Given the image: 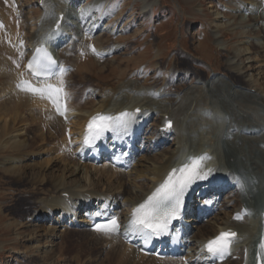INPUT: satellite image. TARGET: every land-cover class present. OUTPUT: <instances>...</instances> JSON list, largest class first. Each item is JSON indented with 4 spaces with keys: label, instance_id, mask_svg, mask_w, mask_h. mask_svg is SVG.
<instances>
[{
    "label": "bare ground",
    "instance_id": "bare-ground-1",
    "mask_svg": "<svg viewBox=\"0 0 264 264\" xmlns=\"http://www.w3.org/2000/svg\"><path fill=\"white\" fill-rule=\"evenodd\" d=\"M19 1L0 0V14L4 17L8 15L4 7L1 6L9 3L12 4L17 16L22 15V4L20 5ZM34 2L40 8L41 15L38 19H34L30 17V14L28 20L25 21L27 25L37 30V33L33 34L34 41L27 42L26 34L18 40L14 39L16 49L26 53L27 59L24 63L23 76L18 77L19 79L14 83L13 92L15 94L11 96V99L20 103V100L23 102L24 97L31 95L33 100L30 99L38 105V109L47 110L45 113L52 118V120L48 118V122L50 121L49 136H53L56 131L64 136L61 139V144L55 150L57 159L60 155L62 160H66L62 149H64L63 152L66 148L70 149V157L67 158L68 162L64 165L70 178L66 179L65 176H61L52 180L54 188L52 194L54 195V192L57 194L51 198L37 200V203H41L37 207L40 209L30 215L34 221L39 220L41 223L49 221V226L46 228L49 232L47 237L51 236L55 239L60 232H65L63 228L72 229L74 227L83 231L82 233L95 235L98 240L107 238L115 246L112 252L116 257L114 259H117L115 262L126 264L136 253L141 251L142 247L137 232H133L129 227L133 211L153 196L157 189L173 174V170H176L175 175H179V169L200 159V171L206 175V178L197 179L190 186L201 183L203 189L208 193L199 200L201 205L198 214H190L187 217V222H192L193 228L191 235L187 239H183V254L181 257L178 255L166 260H178L179 264H213L215 256L209 254L205 246L225 231L234 232L236 236L229 246L226 261L221 263L216 261V264H232L233 262L250 264L251 253L262 258L264 256V250L261 248L264 234V94L254 87V79L250 77L246 80L248 82L246 86H240L229 82L226 75L213 72L208 79H196L190 82L189 74L185 73L183 77L177 78L186 83L182 94L179 92L170 94L163 89L165 87L159 90L139 88L136 80L130 79L122 85L120 84L119 89L113 93L102 94L96 89L87 91L86 96L91 95L97 99L94 106L87 107L84 104L80 106L81 102L71 104L68 101L65 114H59L50 99L22 90L18 87V82L28 79L37 85L59 84L64 87V78L66 75H72L71 72L66 71L68 66L72 65L74 68L72 72L75 73L84 64L87 56L93 62H98L121 53L124 46L114 42L113 39L120 34L126 38L128 27H126L124 19L119 22V19L115 20L114 16L107 20L102 15H93L95 7L101 6L105 0H93L92 2L89 0L88 3H86L87 0H34ZM146 3L145 8H149L148 6L151 5L150 8L153 9L156 6L155 0H146ZM251 5L254 9H259L255 12L261 13L259 17L254 15L252 21L254 23L263 21L264 0L263 3H252ZM5 20L4 18L0 19V30L8 35L10 33L9 23ZM111 24L113 26L110 28ZM108 28L110 29L108 30ZM213 36L220 46L222 42L220 33L213 32ZM94 37L99 43L96 42V44L89 40ZM105 38L108 39L105 41ZM21 41L23 42L21 43ZM66 43L67 46L63 48V54L67 52L68 56L64 59L68 61L69 56H72L76 60L74 59V64L71 63V65L65 61L58 63V66L62 67V72L58 76L40 79L27 69V63L38 47L44 45L55 54L57 59L59 48L64 47ZM92 44L95 46L94 49H91ZM15 56L20 59L21 55L16 54ZM228 62L232 67L236 63L234 60ZM90 65L92 69L93 65ZM171 80L175 82V76ZM188 83L189 85H187ZM218 86L221 87L216 88ZM218 89H222V95L217 96L220 98L219 102L225 104L230 116L225 125V134L217 133V136L220 135V138L216 137L219 139L217 142L215 138L205 136L208 140L206 142L207 140L202 141L206 132L205 134L201 132L198 134L201 136L199 142L196 133L199 129L195 132L194 128L191 130L188 127L189 118L194 116L195 108L203 102L204 99L201 96L204 95L203 97L208 98L210 91L214 93V90ZM65 93L68 99L70 97L68 90ZM86 96L84 99L87 98ZM214 111L216 112V110ZM122 113L130 114L123 118L125 123L118 122ZM218 113L221 112L216 114ZM227 115L223 114L220 118L226 120ZM98 116L111 117L112 127L96 146L90 147L85 144L84 139L89 123ZM237 120L241 122H237ZM3 122L4 130H0V134L5 131L6 124H8L6 121ZM171 122L173 125L169 126ZM12 135H10L11 138ZM16 135L15 137H17ZM227 141L235 144V148L238 149L237 153H232V149L228 147L229 144L226 145ZM6 143L9 147L14 143L15 148L19 150L28 146L24 141L18 139H9ZM36 153L34 154L36 155ZM11 156H7L3 160L4 164L9 165L11 173H23L26 166H19V157ZM100 158V161H105V163L101 166L103 168L98 169ZM233 158L238 162L243 160L246 167L235 164V161V163L232 162ZM52 161L53 158L48 160L46 166L50 167ZM90 167H95L93 169L95 172L90 170ZM98 174L100 177L94 178ZM124 175L133 177L126 181ZM107 204H110V207L106 209ZM103 215L117 216L122 225L121 231L111 235L88 232L91 230L93 219H100ZM237 216L240 218L237 219ZM41 223L31 225L35 227L40 224V228H35V234L37 229H41ZM255 231L256 235L250 238L249 235ZM53 239L51 241L55 242ZM53 245L46 246L53 247ZM41 248L44 249L45 246ZM163 248L166 252L170 251L168 244ZM158 249L160 251V245ZM54 250H51V253H54ZM151 255L156 258L155 252H152ZM143 257L147 256L143 255Z\"/></svg>",
    "mask_w": 264,
    "mask_h": 264
},
{
    "label": "rangeland",
    "instance_id": "rangeland-1",
    "mask_svg": "<svg viewBox=\"0 0 264 264\" xmlns=\"http://www.w3.org/2000/svg\"><path fill=\"white\" fill-rule=\"evenodd\" d=\"M20 1L22 15L17 16L13 6L9 3L1 6L8 14L3 18L4 20L7 18L5 21L9 23L7 24L10 35L8 34V36L0 30V130H4L3 121L8 123L5 131L0 134V264H115L117 259H114L116 257L112 253L115 246L109 239L98 240L95 235L82 233L83 231L74 227L72 229L63 228L65 232H60L55 239L51 236L48 238L49 232L46 228L49 226V221L41 223L39 220H32L33 217L30 216L40 209L37 207L41 203H37V200L51 198L57 194V192L52 194L54 191L52 180L61 176H65L66 179L70 178L69 172L67 173L64 166L68 162L67 158L70 157V149L66 148L65 152L62 149L66 160H62L60 155L57 159L55 150L61 144V139L64 136L60 135L59 131L54 132L53 136H49L50 121L48 122V120H52V118L45 113L47 110L38 109V105L31 101V99L33 100L31 95L22 99L24 103L21 100L20 103H17L11 99V96L15 94L13 92L14 83L23 75L24 62L27 59L26 53L16 49L15 40L26 34L27 42H33V34L35 35L37 30L27 25L25 21L28 20L30 14V17L34 19H38L41 15V10L36 6L34 0ZM92 1L90 0V2ZM155 1L156 6L153 9L150 8L151 5L148 6L149 8H145L146 0H105L101 6L95 7L93 15H102L107 20L114 16L115 20L119 19V22H122L123 19L126 20L124 22L128 27L127 37L123 38L120 34L113 39L114 42L124 46L122 52L114 55L115 57L93 62L87 56L84 64L73 73L74 68L71 63L74 64L75 58L69 56L68 61L64 59L68 56L67 52L63 54V48L67 46V43L64 47L59 48L58 61L60 63L69 62L71 65L68 67V72H71L72 75H66L63 80L70 96L69 103L81 102L80 106L83 104L87 107L94 106L97 99L91 95H88L90 96L88 98L87 91L96 89L102 94L113 93L119 89L122 83L130 79L136 80L139 88L159 90L165 87L163 89L170 94H178V92L182 94L186 83L177 79L179 76L181 78L185 73H188L191 78L190 82H193L196 79L210 78L209 75H212V71L226 75L229 82L240 86H246L248 84L246 80L252 77L254 87L264 94V20L256 23L252 21L254 15L259 17L261 13L255 12L258 8L254 9L251 5L252 3H263V0ZM88 2L89 0L86 3ZM201 8L202 10H199ZM146 9L151 10L147 11ZM145 10L146 12H144ZM112 26L113 24L109 27ZM213 32L220 33L222 37L220 46L216 42ZM89 40L97 42L96 37ZM16 54L21 55L20 59L15 56ZM233 60L236 63L233 67L229 66L230 62L228 61ZM90 64L93 65L92 69ZM173 74H175V82L171 80L174 77ZM216 91L218 92L215 93ZM208 95V98L203 97L204 95L201 96L204 100L199 104L200 106H197L198 108H195L194 116L189 118L188 122V127L191 130L199 129L198 132L195 131L199 142L201 136L198 134L201 132L204 134L206 132L202 141L207 140L205 136L216 139V137L220 138L217 133L225 134V125L230 117L227 107L219 102L220 98L217 97L222 95V89L214 90V93L210 91ZM85 96L87 98L84 99ZM208 109L211 111H207ZM200 111L201 114H199ZM217 112L222 114L218 113V115ZM223 114L224 116L228 114L225 117L226 120L220 118ZM237 122L241 121L237 120ZM21 129L23 130L20 132ZM7 133L13 134L12 138ZM14 133L17 134V137ZM9 139L24 141L28 146L19 150L13 143L9 147L6 145V141ZM217 140L219 139H216V142ZM230 142L227 141L226 145L229 144L228 147L232 149L233 154L237 153L238 149L235 148V144ZM35 152H37L36 155ZM10 155L19 157V166H26V170L20 173L21 175L11 173L9 165L4 164L3 160ZM33 155L34 157H32ZM52 158L50 167L46 166L48 160ZM234 161L235 158L232 159V162ZM42 162L43 164H41ZM235 162V164L246 167L243 160ZM104 163L105 161H100L98 169L103 168L101 166ZM89 169L95 172L93 170L95 167ZM95 176L94 178L100 177L99 174ZM132 177L124 175L126 181L131 180ZM37 223H41V229H37L35 234V228H40V224L35 227L31 225ZM52 239L55 242H52ZM48 244L56 245L48 247L46 246ZM42 246L45 248L42 249ZM51 250H54L55 254L51 253ZM142 254L141 252L136 253L126 264H179L180 262L160 258L158 260L157 257L153 258L152 255L143 254L147 256L145 258ZM232 264L237 263L233 262Z\"/></svg>",
    "mask_w": 264,
    "mask_h": 264
},
{
    "label": "snow or ice",
    "instance_id": "snow-or-ice-1",
    "mask_svg": "<svg viewBox=\"0 0 264 264\" xmlns=\"http://www.w3.org/2000/svg\"><path fill=\"white\" fill-rule=\"evenodd\" d=\"M54 65L55 61L52 60L50 55L45 53L42 57H34L29 62L28 67L34 76L46 77L50 74V70ZM19 87L24 91L39 94L42 98L46 96L57 106V110H60L59 96L62 93V89L53 88L51 85L47 87H35L27 81L23 82ZM129 115V113H122L121 117L118 118V122L125 123L123 118ZM111 121L112 118L107 116L93 118L88 125V141L99 138L104 131L109 130L112 127ZM200 163V159H197L190 165H185L179 169V176L175 175L176 170H173V174L157 189L153 196L149 197L144 204H141L133 211L129 224L130 229L142 234L146 241L154 235L160 236L166 234L170 220L176 218L180 211L182 198L186 189L197 179L206 178V175L200 171ZM236 218L239 219L240 217L237 216ZM118 228L119 224L116 219L95 225L96 231L105 233L115 232ZM235 235L236 233L230 231L222 232L214 240L207 243L205 246L207 252L212 256H223L228 252ZM261 248H264V243H261Z\"/></svg>",
    "mask_w": 264,
    "mask_h": 264
}]
</instances>
